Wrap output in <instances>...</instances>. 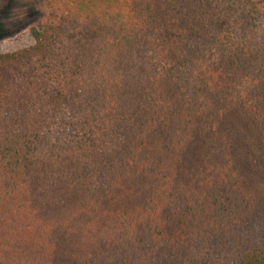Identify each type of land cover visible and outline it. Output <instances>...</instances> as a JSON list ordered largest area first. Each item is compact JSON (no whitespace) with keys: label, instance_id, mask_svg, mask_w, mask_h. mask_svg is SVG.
Returning <instances> with one entry per match:
<instances>
[{"label":"trees","instance_id":"1","mask_svg":"<svg viewBox=\"0 0 264 264\" xmlns=\"http://www.w3.org/2000/svg\"><path fill=\"white\" fill-rule=\"evenodd\" d=\"M44 4L0 50V264H264V0Z\"/></svg>","mask_w":264,"mask_h":264},{"label":"rangeland","instance_id":"2","mask_svg":"<svg viewBox=\"0 0 264 264\" xmlns=\"http://www.w3.org/2000/svg\"><path fill=\"white\" fill-rule=\"evenodd\" d=\"M47 19L44 0H0V50L11 51L32 42L31 28ZM179 37L157 36L141 45L143 58L163 75H176L182 68ZM175 77V76H174Z\"/></svg>","mask_w":264,"mask_h":264}]
</instances>
